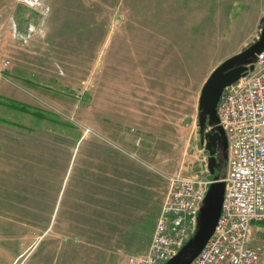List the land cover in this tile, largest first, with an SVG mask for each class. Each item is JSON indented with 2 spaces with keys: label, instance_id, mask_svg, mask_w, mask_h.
<instances>
[{
  "label": "rangeland",
  "instance_id": "rangeland-1",
  "mask_svg": "<svg viewBox=\"0 0 264 264\" xmlns=\"http://www.w3.org/2000/svg\"><path fill=\"white\" fill-rule=\"evenodd\" d=\"M262 25L264 0H0V264L144 253L167 178L210 179L206 79Z\"/></svg>",
  "mask_w": 264,
  "mask_h": 264
},
{
  "label": "built area",
  "instance_id": "built-area-1",
  "mask_svg": "<svg viewBox=\"0 0 264 264\" xmlns=\"http://www.w3.org/2000/svg\"><path fill=\"white\" fill-rule=\"evenodd\" d=\"M255 58L254 70L226 87L218 103L227 140L224 198L214 233L192 264H264V246L249 241L253 225L264 223V51ZM9 64L5 61L3 69ZM212 182L168 177L150 244L144 253L129 256L127 264H165L176 256L195 232Z\"/></svg>",
  "mask_w": 264,
  "mask_h": 264
},
{
  "label": "water",
  "instance_id": "water-1",
  "mask_svg": "<svg viewBox=\"0 0 264 264\" xmlns=\"http://www.w3.org/2000/svg\"><path fill=\"white\" fill-rule=\"evenodd\" d=\"M264 51V25L257 41L217 66L206 79L199 96V129L207 169L212 176L198 218L193 236L180 251L165 264H192L214 233L224 198L225 184L214 176L216 167V150L222 151L224 161L227 159V140L219 126L217 107L223 90L254 70L253 60ZM207 126V128H206Z\"/></svg>",
  "mask_w": 264,
  "mask_h": 264
},
{
  "label": "trees",
  "instance_id": "trees-1",
  "mask_svg": "<svg viewBox=\"0 0 264 264\" xmlns=\"http://www.w3.org/2000/svg\"><path fill=\"white\" fill-rule=\"evenodd\" d=\"M5 106H10L12 109H14V110H16L18 112L26 113V114H29V115H31L33 117H37V115L34 112H29L30 109L27 106L23 105V104L16 103V102H11L9 104L5 103ZM39 118H41V117H39ZM0 122H2L4 124H8L7 121H3V120H0ZM206 128H207V126H206ZM216 160H217V163H216V167H215L214 176H218L220 179H222L224 174H225V166H224V162L222 160L221 155L220 156L218 155ZM209 178L212 180L213 177L209 176Z\"/></svg>",
  "mask_w": 264,
  "mask_h": 264
},
{
  "label": "flooded vegetation",
  "instance_id": "flooded-vegetation-1",
  "mask_svg": "<svg viewBox=\"0 0 264 264\" xmlns=\"http://www.w3.org/2000/svg\"><path fill=\"white\" fill-rule=\"evenodd\" d=\"M208 129V128H207ZM220 156L221 155V157H222V151H221V149L219 148V147H217V150H216V158H217V156ZM222 160H223V162H224V166H225V170H226V162H227V159H226V161H224V159H223V157H222ZM102 187H105V186H101L100 185V191H101V188Z\"/></svg>",
  "mask_w": 264,
  "mask_h": 264
}]
</instances>
